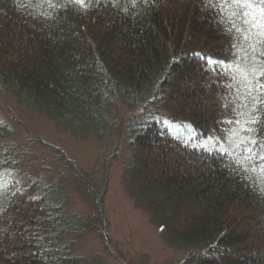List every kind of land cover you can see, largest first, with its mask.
Instances as JSON below:
<instances>
[{"label":"trees","instance_id":"obj_1","mask_svg":"<svg viewBox=\"0 0 264 264\" xmlns=\"http://www.w3.org/2000/svg\"><path fill=\"white\" fill-rule=\"evenodd\" d=\"M215 2L0 0V94L73 136L124 138L122 178L174 264H264V161L241 143L264 139V3ZM10 135L0 117V264H89L92 234L111 252L103 188L70 163L96 211L68 212L62 176L24 170Z\"/></svg>","mask_w":264,"mask_h":264},{"label":"rangeland","instance_id":"obj_2","mask_svg":"<svg viewBox=\"0 0 264 264\" xmlns=\"http://www.w3.org/2000/svg\"><path fill=\"white\" fill-rule=\"evenodd\" d=\"M0 117L11 129L7 143L25 150L28 161L24 170L47 178L62 176L59 181L64 185L68 212L96 211L83 185L67 178L73 170L70 163L86 171L93 186L105 191L103 212L113 250L109 252L97 236H87L79 253L91 258L89 264H174L180 258L181 253L168 244L162 229L152 222L148 212L134 205L128 193L122 178L128 153L124 138L109 132L100 137H77L59 131L51 120L26 110L11 94L3 92ZM206 141L201 138L195 143L205 146Z\"/></svg>","mask_w":264,"mask_h":264},{"label":"snow or ice","instance_id":"obj_3","mask_svg":"<svg viewBox=\"0 0 264 264\" xmlns=\"http://www.w3.org/2000/svg\"><path fill=\"white\" fill-rule=\"evenodd\" d=\"M77 3H79L82 7L86 6L87 0H76ZM222 2L224 4L232 3L237 5L240 8H247V9H252L255 4V0H218V2L214 3V6H219V3ZM262 3H264V0H261ZM239 15H242L244 17H247L245 20V23H250L253 25H256V18L254 15H252L249 12H241ZM235 27V25H233ZM258 26V25H257ZM264 54V53H262ZM212 63H221L219 61H212L209 59V64ZM260 76L264 77V65L261 66ZM258 88L261 90H264V83H259L258 82ZM254 100L258 98H253ZM261 104H264V101H260ZM249 116L251 117L247 123L249 125H258L261 122V109L257 107H253L251 112L249 113ZM245 131L248 133H256L258 131L257 128L254 127H247L245 128ZM241 143L245 144V160H254V159H259L264 161V139H257L255 135H249L246 139L241 141ZM225 154H227V150L225 149ZM237 163H240L238 160Z\"/></svg>","mask_w":264,"mask_h":264}]
</instances>
